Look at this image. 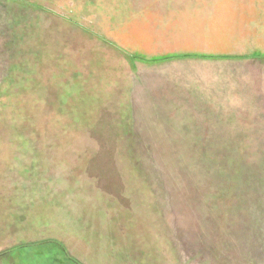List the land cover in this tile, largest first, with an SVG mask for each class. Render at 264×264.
Listing matches in <instances>:
<instances>
[{
    "label": "rangeland",
    "instance_id": "1",
    "mask_svg": "<svg viewBox=\"0 0 264 264\" xmlns=\"http://www.w3.org/2000/svg\"><path fill=\"white\" fill-rule=\"evenodd\" d=\"M176 49L245 83L264 0H0V264H264V114L112 104Z\"/></svg>",
    "mask_w": 264,
    "mask_h": 264
},
{
    "label": "crops",
    "instance_id": "2",
    "mask_svg": "<svg viewBox=\"0 0 264 264\" xmlns=\"http://www.w3.org/2000/svg\"><path fill=\"white\" fill-rule=\"evenodd\" d=\"M124 54L130 65L121 66L115 72L120 75L114 78L120 86L114 99L119 101L112 104L153 107L146 111L154 116L148 120L223 121L225 113L246 112L253 116L249 120H260L256 116L264 114V68L258 73H249L247 81L241 83L232 72L226 76V60L219 59L224 55L177 52L176 49L142 55L144 60H136L135 64L129 59L130 54ZM164 58L168 59L160 60ZM256 59L255 53L248 60ZM11 226L9 222L8 234Z\"/></svg>",
    "mask_w": 264,
    "mask_h": 264
},
{
    "label": "trees",
    "instance_id": "3",
    "mask_svg": "<svg viewBox=\"0 0 264 264\" xmlns=\"http://www.w3.org/2000/svg\"><path fill=\"white\" fill-rule=\"evenodd\" d=\"M170 58V57H169ZM165 59H168V58H164V59H160V60H165ZM141 60H143V59H141Z\"/></svg>",
    "mask_w": 264,
    "mask_h": 264
}]
</instances>
